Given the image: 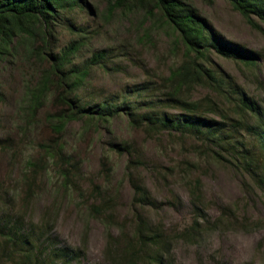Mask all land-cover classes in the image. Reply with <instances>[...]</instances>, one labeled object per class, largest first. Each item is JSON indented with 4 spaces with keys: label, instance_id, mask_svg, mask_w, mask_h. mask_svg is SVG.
<instances>
[{
    "label": "rangeland",
    "instance_id": "374dc122",
    "mask_svg": "<svg viewBox=\"0 0 264 264\" xmlns=\"http://www.w3.org/2000/svg\"><path fill=\"white\" fill-rule=\"evenodd\" d=\"M185 1L207 20L222 42L255 56L256 65L247 67L211 50L205 62L253 99L264 121V25L256 17L252 23L246 20L227 0ZM111 2L82 0V8L69 16L66 25L53 28L54 36L49 42L59 51L77 38L86 37L81 39L85 46L78 53L76 65L94 53L107 52L101 66L93 67L81 92L85 100L100 102L116 98L121 103L130 97V91H135L131 101L154 97L151 87L160 78L165 80L169 70L181 63L185 49L166 25L151 26L146 11L140 10L141 4L135 3L131 12L117 8L109 14ZM73 27L84 32L74 31ZM2 52L0 46V197L5 203L2 205L1 201L0 206L6 211L12 205L9 197L23 196L21 178L25 162L40 158V144L58 138L47 116L60 108L51 98L39 111L37 124L23 136L20 129L24 124L18 106L24 100L27 85L35 86L38 81L37 62L21 47L14 54L1 55ZM146 88L149 91H144ZM138 91H142L141 95ZM167 93L164 90V99ZM206 96L215 97V94L201 88L194 93L195 99ZM225 109L231 113L229 125H237L239 118L233 112L234 107ZM164 112L170 117L181 114L170 103L164 105ZM252 122V116L244 114V127ZM245 129L237 130L238 141L245 146L255 144ZM63 141L67 144L66 151L80 163L79 188L89 198H65L53 171L52 174L48 171L42 178L41 193L32 204L31 216L36 222L50 209V218L54 220L52 245L60 250L84 249L79 261L73 264H109L104 256L105 225L92 218L89 210L96 203L100 188L115 202V219L129 222L133 219L135 195L132 181L144 185L150 197L145 218L154 225L161 223L165 235L173 240L177 234L190 232L197 217L187 187L194 179L202 184L200 232L195 233L197 238L191 242L174 240L166 264H264V194L236 158L232 165L200 161V156L192 152L195 143L192 138L166 131L151 137L143 129L133 128L122 109L99 129L89 128L84 122L70 124ZM119 145H127L129 151H119ZM130 161H133V180L127 176ZM189 163L197 165L194 172L188 170ZM223 212L224 220H229L233 212L236 219H231V226H213ZM114 233L118 230L114 229Z\"/></svg>",
    "mask_w": 264,
    "mask_h": 264
},
{
    "label": "trees",
    "instance_id": "16d2710c",
    "mask_svg": "<svg viewBox=\"0 0 264 264\" xmlns=\"http://www.w3.org/2000/svg\"><path fill=\"white\" fill-rule=\"evenodd\" d=\"M227 1L249 22L252 23V18L256 17L264 25V0ZM135 3L142 5L140 10L146 11L151 26L156 23L163 27L166 25L176 35L177 42H181L185 52L181 63L169 70L168 77L165 80L160 78L157 85L151 87V92L154 91L156 96L149 99L139 97L138 102H135L130 99L135 91H130V97L124 98L121 103L116 98L100 102L87 101L81 93L93 67L101 66L107 52L94 53L84 63L76 65L78 53L85 46L81 39L86 37L77 38L59 51L54 50L49 42L54 36L53 28L66 25L69 16L82 8V0H2L0 3L1 55L14 54L18 48H24L37 62L39 72L36 85H27L24 100L18 106V115L24 124L20 129L22 135L26 136L37 124L39 111L51 98L53 104L60 108L55 114L47 116L49 126L58 138L40 144V158L28 159L23 166V196L9 197L8 202L12 205L6 211L0 206V264H73L79 261L84 249L77 252L55 248L52 245L54 220L50 218V209H46L35 222L31 216L32 204L41 193L42 178L48 171L51 174L53 171L58 187L62 194H66L65 198H87L79 188L82 181L80 163L66 151L63 134L75 122H84L89 128L99 129L101 124L109 123L121 109L133 128L143 129L151 137L166 131L192 138L195 141L191 146L192 152L200 156V161L212 160L232 165L236 158L250 174L256 188L264 194V121L260 117L263 113L253 99L246 97L205 62L211 50L240 61L247 67L256 65L255 56L222 42L207 20L185 0H112L108 13L117 8L131 12ZM72 29L84 32L76 27ZM199 88L209 90L215 97L195 99L194 93ZM164 90L168 91L165 99ZM144 91H149V88ZM141 92L138 91V95ZM152 101L155 102L153 105ZM169 103L181 114L177 117L168 116L164 112V105ZM228 106L234 107L233 112L239 118L237 125L228 123L231 120V113L225 109ZM246 113L252 116L253 122L244 127ZM239 129L247 130L255 139V144L245 146L244 142L238 141L236 132ZM117 148L121 152L129 151L127 145ZM131 166L133 161L128 165L130 172L127 176L130 179ZM189 166L188 170L194 172L193 168L197 165L189 163ZM132 184L135 195L133 219L129 222L115 219V202L101 188L96 193V203L89 208L90 216L102 221L107 231L105 259L109 264H166L174 240L191 242L200 232L199 220L203 218V209L200 207L201 181L194 179L187 185L197 214L194 225L190 232L177 234L173 240L165 235L161 223L154 225L145 218V207L150 204L148 190L138 181H132ZM1 201L5 205L2 197ZM224 216L225 212L213 226H231V219H236L234 212L229 214V220H224ZM114 229L118 230L117 234Z\"/></svg>",
    "mask_w": 264,
    "mask_h": 264
}]
</instances>
